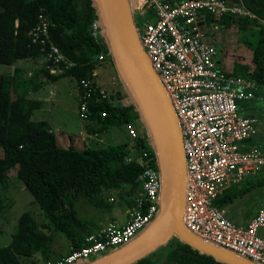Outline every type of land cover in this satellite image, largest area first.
I'll list each match as a JSON object with an SVG mask.
<instances>
[{"label":"built area","instance_id":"2783aa9c","mask_svg":"<svg viewBox=\"0 0 264 264\" xmlns=\"http://www.w3.org/2000/svg\"><path fill=\"white\" fill-rule=\"evenodd\" d=\"M127 5L140 46L169 99L180 131L185 170L183 226L204 241L264 264V207L244 226L231 222L225 208L215 202L226 188L264 169V147H246L258 132L259 120L241 105L242 100L256 98L261 87L254 77L234 74L219 63L206 23L207 15L219 21L223 15L247 17L263 25L264 18L257 17L244 0H127ZM48 25L40 12L28 36L40 46L48 72L58 74L73 64L50 42ZM89 34L107 46L95 56L104 62L110 49L98 14L90 21ZM78 88L79 116L87 119L92 95L97 92L108 98V93L87 78L78 81ZM125 125L132 139L139 136L131 122ZM145 134L147 146L139 147L133 157L142 169L125 222L101 226L86 236L83 246L47 264H80L91 255L116 249L156 218L161 176L147 130ZM108 199L114 201L112 196Z\"/></svg>","mask_w":264,"mask_h":264},{"label":"trees","instance_id":"16d2710c","mask_svg":"<svg viewBox=\"0 0 264 264\" xmlns=\"http://www.w3.org/2000/svg\"><path fill=\"white\" fill-rule=\"evenodd\" d=\"M244 3L257 17L264 18V0H244ZM40 12L49 21L50 42L73 64L62 73L50 74L45 61L42 69L45 77L55 81L72 76L77 83L81 78L92 79L99 66L95 56L107 49L105 44L95 42L89 34L90 21L99 12L95 0H0V64L12 65L18 60L42 58L40 46L32 44L28 36ZM233 19L239 26L257 24L259 33L251 50L253 65L234 64L232 72L252 76L263 87L264 25L257 19L229 15L221 16L220 22L230 26ZM107 57L112 60L110 52ZM20 72L15 68L12 75H0V146L3 151L0 185L5 187L9 184V172L15 169V178L32 194L46 222L40 224L29 212H23L10 243L0 247V264H22L21 256L29 258V264H47L51 254L56 255L54 260L69 254L83 246L86 236L101 227L95 217L84 218L78 213V200L106 212L112 208L113 201L101 192L116 190L117 197L125 206L133 204L142 169L133 157L139 147L147 146V141L145 130H141L137 138L128 139L129 143L100 148H78L73 144L62 146L46 121L31 119L32 111L41 106V101L26 96L32 82L22 80L26 90L16 93ZM12 85L15 97L11 96ZM33 86L36 89L38 84ZM120 93L118 90L116 95L110 93L108 98H101L95 92L88 100L87 120L98 124L94 132L134 122L139 117L131 97L120 101ZM256 147L264 146L259 144ZM128 157L131 159L127 160ZM259 174L255 185L264 184V169ZM236 192H223L215 202L224 207L237 195ZM50 225L69 240L65 253L55 252L51 236L37 231L39 227L48 228ZM165 243L169 248L164 264H229L198 250L176 235ZM36 253L40 258L35 257ZM130 264L152 262L143 256Z\"/></svg>","mask_w":264,"mask_h":264},{"label":"rangeland","instance_id":"374dc122","mask_svg":"<svg viewBox=\"0 0 264 264\" xmlns=\"http://www.w3.org/2000/svg\"><path fill=\"white\" fill-rule=\"evenodd\" d=\"M207 16L206 23L209 28V40L218 49L217 60H219V63L226 69L231 68L234 64L252 66L251 50L257 43L259 26L253 23L239 26L238 21L234 19L231 21L230 26H226L216 17L212 15ZM111 62L112 60L105 54L104 62L99 61V66L95 69V76L92 80L105 88L108 94L112 93L116 95L115 93L118 90L121 91L120 95L122 99L120 101H126L130 94L129 89L124 81L123 74L119 72L114 63L110 64ZM43 64V58L18 60L13 65L0 64V75L9 76L14 72L15 66L22 68L24 76L23 78L21 76L17 80L16 93H22L26 90V87L21 83L22 80L31 81L32 88L28 90L26 96L41 101L40 108L33 110L31 119L47 121L52 126L53 133L56 135L58 142L62 145L66 140L68 141V135H72L75 137L76 142H80V137H84L86 134L88 121L79 116V88L77 80L72 76H65L51 81L42 72ZM28 72L31 74L29 75ZM33 84H39V87L37 86L35 89ZM14 89V85H12L10 89L12 97L16 96ZM256 94L257 97L252 100H242L241 105L244 107V112L253 113L257 116L259 126L253 140H255L256 144L258 143V146L259 144L260 146H264V86ZM131 123L139 132L146 130L147 122L143 121L140 113L136 121ZM94 126L97 127L98 124H94ZM96 133L98 137L102 138V141L98 142V140H94L88 143L87 140H84L86 144H83V147L100 148L113 146L121 142L129 143L128 139L132 140L125 124L119 126L112 125L104 131ZM79 148L82 147L79 146ZM2 154L3 151L0 146V157ZM259 173L248 175L237 185L224 190L226 193L237 191V195L224 205L225 215L231 222L245 226L247 218L251 215L253 216L260 208L264 207V184L255 185L256 180L261 175ZM9 176V184L5 187L0 185V247L7 246L10 243L11 236L17 228L18 218L23 212H29L40 224L46 222V218L32 194L24 187L20 180L15 178V169L10 170ZM101 194L106 198L110 195L114 197L111 213L115 217L117 216L116 220L118 223H123L126 219L124 213L125 204L117 197V191L103 190ZM76 206L78 213L82 217H95L101 225H105L108 222L109 211L101 212L80 200L77 201ZM146 229L147 227L139 230L136 236L142 234ZM37 231L51 236V246L55 252L65 253L68 250L69 240L51 225L48 228L39 227ZM168 248L166 243L160 244L147 253L145 257L152 264H164ZM107 252L109 251L98 255H91L82 263L90 262ZM55 256V254H51L49 261L54 260ZM20 261L22 264H29V258L21 256Z\"/></svg>","mask_w":264,"mask_h":264},{"label":"water","instance_id":"95a60500","mask_svg":"<svg viewBox=\"0 0 264 264\" xmlns=\"http://www.w3.org/2000/svg\"><path fill=\"white\" fill-rule=\"evenodd\" d=\"M112 55L123 74L129 97L147 124L161 176L159 212L147 229L128 243L80 264H130L173 235L198 250L229 264H257L232 251L204 241L182 224L185 170L181 137L165 91L153 72L135 33L127 0H95ZM40 255L36 253L35 257Z\"/></svg>","mask_w":264,"mask_h":264},{"label":"crops","instance_id":"0c3cea01","mask_svg":"<svg viewBox=\"0 0 264 264\" xmlns=\"http://www.w3.org/2000/svg\"><path fill=\"white\" fill-rule=\"evenodd\" d=\"M30 59V58H29ZM24 60V59H23ZM13 65V64H12ZM15 68H17V69H20L21 70V72H20V76H22V78H23V73H24V71H23V69L22 68H18V67H14V69H13V71L15 70ZM95 70H94V72H93V75L95 76ZM13 74V73H12ZM12 74H10V75H12ZM28 74L30 75L31 73L30 72H28ZM39 85V84H38ZM98 85V84H97ZM39 87V86H38ZM33 112V111H32ZM32 114V113H31ZM43 121H45V120H43ZM88 121V126L86 127V134H85V136L84 137H80L81 139H80V142L79 141H77L76 142V139H75V137H73L72 135H68L67 136V139H68V141L66 140L65 142H64V144L62 145V146H68L69 144H73L74 146H76V147H78L79 148V146L80 147H82L83 148V144H86V142L84 141V140H87L88 141V143L89 142H93L94 140H98V142H100V141H102L101 139V137L99 136L98 137V135H97V133L96 132H94L96 129H97V127H95L94 126V124H96V123H94V122H92V121H90V120H87ZM47 122V121H46ZM48 123V122H47ZM48 125H49V127H50V130L53 132V130H52V126L48 123ZM82 143V144H81ZM256 144H255V140H251L247 145H246V147H253V146H255ZM86 146V145H85ZM87 147V146H86ZM111 196V195H110ZM109 197H107V199H108ZM109 200V199H108ZM127 207L128 206H125V208H124V213H125V215H126V217H127V214H126V212H127ZM112 209V208H111ZM111 209L109 210V212H108V222L106 223V224H108V223H118L117 222V220H116V217H115V215H113L112 213H111ZM253 215H255V214H253ZM252 216V215H251ZM251 216H249L248 218H247V222L249 221V219L251 218ZM125 222V221H124ZM123 222V223H124ZM246 222V223H247ZM105 224V225H106ZM118 224H121V223H118ZM101 226H104V225H101Z\"/></svg>","mask_w":264,"mask_h":264},{"label":"bare ground","instance_id":"6f19581e","mask_svg":"<svg viewBox=\"0 0 264 264\" xmlns=\"http://www.w3.org/2000/svg\"><path fill=\"white\" fill-rule=\"evenodd\" d=\"M166 94V93H165ZM167 96V95H166ZM168 99V98H167ZM168 102H169V99H168ZM169 104H170V102H169ZM172 109V108H171ZM173 111V110H172Z\"/></svg>","mask_w":264,"mask_h":264}]
</instances>
